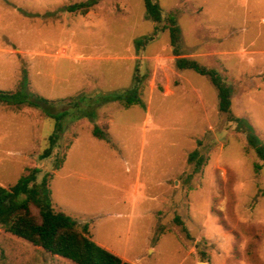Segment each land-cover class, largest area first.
<instances>
[{"label": "rangeland", "instance_id": "1", "mask_svg": "<svg viewBox=\"0 0 264 264\" xmlns=\"http://www.w3.org/2000/svg\"><path fill=\"white\" fill-rule=\"evenodd\" d=\"M158 1L159 23L145 0H0V94L47 100H0V184L38 168L134 264H264V0ZM176 52L218 72L230 111ZM52 256L0 227V264Z\"/></svg>", "mask_w": 264, "mask_h": 264}, {"label": "trees", "instance_id": "2", "mask_svg": "<svg viewBox=\"0 0 264 264\" xmlns=\"http://www.w3.org/2000/svg\"><path fill=\"white\" fill-rule=\"evenodd\" d=\"M145 7L148 18L157 23L164 19L163 9L158 0H145ZM168 20L171 42L177 51L181 29L175 16L170 14ZM141 41L142 39H138L137 44ZM176 54L178 55L176 58L178 68H192L212 79L218 88L219 109L224 112L230 111L232 89L223 81L218 72L200 64L195 59L181 56L177 52ZM132 90H135L133 86L130 88V91ZM20 91L2 93L0 100L11 101V98ZM20 93H23L20 102L28 101L42 106L47 103L44 98L36 100L28 98L27 92L23 89ZM111 98H116V96H111ZM94 132L98 135V128H95ZM251 142L258 156L264 160V145L259 144L255 137H252ZM49 152L50 150L47 149L44 155H48ZM37 171L38 168H33L31 172L21 176L18 182L10 187L0 184L1 228L34 245L41 246L52 254L71 259L77 264H134L96 242L89 234L87 224L80 228L78 222L71 216L56 210L52 204L48 181L45 177L38 181ZM33 206L37 208L38 213L33 212Z\"/></svg>", "mask_w": 264, "mask_h": 264}, {"label": "crops", "instance_id": "3", "mask_svg": "<svg viewBox=\"0 0 264 264\" xmlns=\"http://www.w3.org/2000/svg\"><path fill=\"white\" fill-rule=\"evenodd\" d=\"M183 85V84H182ZM181 85V86H182ZM173 93L175 94L176 93V90H174L173 91ZM100 244V243H99ZM105 247V246H104ZM107 248V247H106ZM109 249V248H108ZM109 250H111V249H109ZM112 251V250H111ZM49 252V251H48ZM114 252V251H113ZM51 253V252H50ZM115 253V252H114ZM117 254V253H116ZM51 255H53L52 256V258H54L55 259V264H69L70 262L69 261H67V260H65L64 258H62L63 256H61V255H58V254H52L51 253ZM119 255V254H118ZM122 258H124V259H127L126 257H123V256H121ZM71 260V259H70Z\"/></svg>", "mask_w": 264, "mask_h": 264}]
</instances>
